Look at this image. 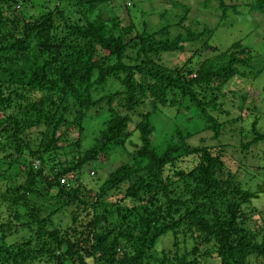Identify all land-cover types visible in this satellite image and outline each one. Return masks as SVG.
Listing matches in <instances>:
<instances>
[{
  "label": "trees",
  "instance_id": "16d2710c",
  "mask_svg": "<svg viewBox=\"0 0 264 264\" xmlns=\"http://www.w3.org/2000/svg\"><path fill=\"white\" fill-rule=\"evenodd\" d=\"M30 1L0 0V264H205L211 257L264 264V217L252 231L246 210L264 190L251 192L233 176L220 179L223 155L213 153L230 147L219 138L239 119L220 118L229 114L218 96L222 86L246 82L249 70L259 74L249 50L239 42L210 46L202 40L207 29L183 26L186 9L178 22L147 34L145 23L137 31L123 0H43L35 17L17 10ZM204 1L216 2L225 20L241 0ZM249 8L264 16V0ZM171 27L185 33L169 39ZM200 40L195 54L211 47L212 57L162 63V54ZM184 100L202 130L170 123L153 143L152 119L165 110L186 117ZM133 115L137 143L130 141ZM98 121L90 139L86 125ZM258 126L255 119L249 134L239 129L234 148L264 143ZM205 132L218 143L207 146L202 136L198 146L187 142ZM89 165L92 175L98 167L107 174L95 190L84 181ZM115 192L122 197L109 202ZM63 214L69 224L61 228L55 220ZM168 234L171 246L158 257L157 244Z\"/></svg>",
  "mask_w": 264,
  "mask_h": 264
},
{
  "label": "rangeland",
  "instance_id": "374dc122",
  "mask_svg": "<svg viewBox=\"0 0 264 264\" xmlns=\"http://www.w3.org/2000/svg\"><path fill=\"white\" fill-rule=\"evenodd\" d=\"M122 1V0H121ZM125 3H131L132 9L127 10L131 15V18L136 26L138 32L141 31L142 24L145 23L147 29V34H152L161 29V27L170 26L178 22L181 14L186 9L188 11L186 19L183 21V26L187 29L201 33L207 29L208 33L204 37L205 42H208L210 46L216 48L226 49L231 44L239 42L243 47L247 48L250 52L251 63L250 67L253 71H259V74L255 76V73L248 71V77L246 82L244 79L234 78L232 82L228 85L222 86L221 92L218 96L223 104V109L229 112L227 117H220L223 120L235 121V123L226 124V129L224 135H221L219 142L222 144H229L230 147L225 149L213 151V153H222V162L224 163V168H222V174L219 177L225 180L227 177L233 176L236 181L240 182L242 186L251 192L264 190V143L252 146L248 151H242L238 149L239 143L236 141L238 139L237 132L244 130L249 134L250 124L253 123L255 119L259 121V129L264 131V16L257 12H249V5L254 0H241L237 2L236 13L227 12L228 17L225 20L220 19L221 10L217 8V3L212 1L205 4L204 0H123ZM43 0H31L24 8L21 6L17 8L19 12L24 13L26 16L35 17L40 13H43L42 5ZM133 3H136L133 7ZM126 10V9H125ZM124 10H120L119 14ZM135 32H133L134 34ZM184 30L179 28L169 29V39L183 35ZM200 40L197 43L186 44L184 49L180 52L162 54L161 61L167 67L179 66L189 60L196 61V63L205 61L206 59L212 57L214 52L209 48L200 51L195 54L197 48H203V41ZM220 50V49H219ZM248 69V68H247ZM118 85L113 83L110 87L111 92L117 89ZM107 93V91H105ZM184 104L190 108L189 115L185 113L186 117L180 116L178 114L164 111L163 116H156L152 119L154 132L152 136V141H157L161 139V135L164 136L168 133V125L170 123L176 124L182 131H187L189 133H195L196 131H201L202 124L200 116L197 114L196 109L191 105V102L186 100L183 101ZM104 118L107 117L108 113L104 110L102 112ZM168 116V118L166 116ZM193 116L194 119H187V116ZM240 119L242 121H240ZM134 123L129 125V131L132 133L130 141L133 143L138 142V135L134 131V125L139 122V118L136 115L132 116ZM99 121L95 124H87V135L89 138L95 137V135H90V132L95 134L99 130ZM208 134V135H207ZM210 133H202L196 135L194 138L187 139L193 146L200 145V137L205 138V144L207 146H214L218 141H211ZM72 132L69 134L71 138ZM210 136V137H209ZM201 137V138H202ZM248 139L243 140L246 143ZM87 146V144H85ZM219 150V151H218ZM115 156H112L113 161ZM109 161H106V168L110 167ZM100 164V163H99ZM194 161L189 163V168H192ZM102 166V164H101ZM98 167V166H97ZM86 171V186L90 189H96V183L104 180L106 173L101 167H98L97 176L92 175L93 168L85 166ZM94 177V178H93ZM67 181V180H66ZM88 182V183H87ZM68 183V181H67ZM53 192L48 193V197H51ZM260 197L252 201L251 205L247 206L246 210L251 213V221L248 224L250 230L255 231L259 229L258 226L262 225V219L264 217V193L259 194ZM111 198L108 199L109 202H116L118 198L122 195H117V192L110 195ZM113 197V198H112ZM45 199V198H44ZM50 199V198H49ZM43 200V198H42ZM55 204V202H54ZM61 228L69 224V219L67 215L58 216L55 220ZM258 225V226H257ZM195 236V234H193ZM170 235H165L162 237L157 244V256L160 257V251L162 249L168 250L171 246ZM186 248L190 249L191 240L187 237ZM260 263L261 262H257ZM157 264V263H156ZM173 264H176L173 263ZM205 264H219V261L215 257L208 258Z\"/></svg>",
  "mask_w": 264,
  "mask_h": 264
},
{
  "label": "built area",
  "instance_id": "2783aa9c",
  "mask_svg": "<svg viewBox=\"0 0 264 264\" xmlns=\"http://www.w3.org/2000/svg\"><path fill=\"white\" fill-rule=\"evenodd\" d=\"M60 184L61 185H68V183H67L65 178L60 179Z\"/></svg>",
  "mask_w": 264,
  "mask_h": 264
}]
</instances>
